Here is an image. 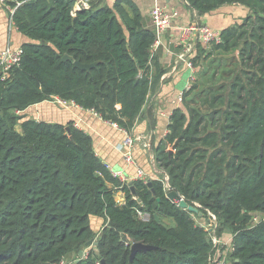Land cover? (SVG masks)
I'll use <instances>...</instances> for the list:
<instances>
[{
  "label": "trees",
  "instance_id": "trees-1",
  "mask_svg": "<svg viewBox=\"0 0 264 264\" xmlns=\"http://www.w3.org/2000/svg\"><path fill=\"white\" fill-rule=\"evenodd\" d=\"M184 1L201 16L226 5L250 14L222 31L221 43L197 45L195 80L155 149L156 164L169 191L199 205L200 219L216 221L218 239L232 235L229 264H264V0ZM6 6L27 42L19 64L0 73V264H63L93 238L97 245L73 264H213L209 231L167 197L164 180H137L133 194L91 136L23 115L61 101L132 136L165 73L135 1L81 10L75 0ZM92 217L105 222L99 235ZM136 243L153 249L132 257Z\"/></svg>",
  "mask_w": 264,
  "mask_h": 264
},
{
  "label": "crops",
  "instance_id": "crops-1",
  "mask_svg": "<svg viewBox=\"0 0 264 264\" xmlns=\"http://www.w3.org/2000/svg\"><path fill=\"white\" fill-rule=\"evenodd\" d=\"M134 1L142 12L144 28L154 32V24L150 15L153 7L152 0ZM103 3L111 4L114 3V0H103ZM160 5L175 14L171 29L162 36V46L155 53L156 59L165 73L161 77L157 89L149 97L132 136H128L114 125L104 122L93 112L71 104L62 106L59 101L44 102L27 110L46 112L57 109L53 106L58 105L62 111L55 115L54 121H42L62 125L72 123L75 128L91 136L96 154L112 173L122 174L124 179L120 180L128 184L138 180L140 169L144 171L148 181L163 173L157 167L155 149L166 137L171 115L176 109L182 107V104H178L177 100L183 96L187 86L190 85L192 76L188 60L186 62L182 59L183 49L179 44L181 29L187 24L199 23L222 32L236 24H241L250 14L249 10L241 5H226L203 16L191 9L184 0H160ZM12 15L9 8L0 2V52L9 46L22 47L27 42V39L14 27ZM196 48L195 51H197ZM127 138L133 141L129 150L134 164H128L125 160L128 149L124 146V142ZM116 200L120 204L125 202L123 192L116 193ZM91 223L94 233L99 235L103 229V227L100 229V224L104 226V220L92 217ZM232 239V235L228 233L224 234L221 239L216 237V243H218V245H214L216 257L222 252L219 246L231 248Z\"/></svg>",
  "mask_w": 264,
  "mask_h": 264
},
{
  "label": "built area",
  "instance_id": "built-area-1",
  "mask_svg": "<svg viewBox=\"0 0 264 264\" xmlns=\"http://www.w3.org/2000/svg\"><path fill=\"white\" fill-rule=\"evenodd\" d=\"M9 1L11 0H0V2L5 6H6V3ZM99 1L100 0H75V7H76V10L89 9L91 8L94 2L97 3ZM115 1L116 0H114V2ZM152 2H153V7H152L150 15H151V18L154 24V32H155V37H156L154 45L152 46V51L155 54L157 50L162 46V36L168 30L171 29L172 24H173V19L175 18V14L169 11L166 7L161 6L160 0H152ZM20 5L21 3H18V2L16 3V7H19ZM7 8H9L12 14L14 13V9H11L10 7H7ZM221 41H222V32L208 25H205V24L191 23V24H187L186 26L183 27V29H181L179 44L181 48L183 49L182 59L183 61H186V62L188 60V65L192 72L190 85L187 86L185 92L191 88L192 86L191 83L195 80L196 71H195V68L192 66V59L195 54L196 46L198 44H202L208 47L213 44H219L221 43ZM22 54H23L22 47L9 46L3 49L0 52V73L5 75L14 66L18 65L21 60ZM59 102L65 105H68V103H64L61 101ZM182 102H183V96L179 97L177 100L178 104H182ZM132 144H133V141L130 138H127L124 142V146L126 147V149H128L127 154H126V159H125L128 164H134L132 154L130 153V150H129L131 149ZM112 174L118 179H124L122 174L120 173H115V174L112 173ZM138 180H142L146 183L148 182V179L146 178L144 171L141 169L138 171ZM165 188L167 191L170 190L168 181L166 183ZM139 216L144 221L149 219V216L147 214L139 213ZM254 221H258V218H255ZM205 228L209 231L210 235L211 233L215 235L216 228H217L216 221L211 220L209 222V227H205ZM215 242H216V238H215ZM229 250L230 248L228 249V251L225 250L223 252H220L218 256L214 259L213 264H229V259L227 256Z\"/></svg>",
  "mask_w": 264,
  "mask_h": 264
},
{
  "label": "water",
  "instance_id": "water-1",
  "mask_svg": "<svg viewBox=\"0 0 264 264\" xmlns=\"http://www.w3.org/2000/svg\"><path fill=\"white\" fill-rule=\"evenodd\" d=\"M71 60L72 59L69 56H64L63 57V61H71ZM74 65H75V67H77L78 69L83 70V71H89V70H91L92 68L95 67V64H93V65H83L80 62H75ZM66 130H67L68 134L70 135L71 133H70L69 126L66 127ZM70 137L73 140V137L72 136H70ZM132 184H130L131 185V191L133 192V194H135L134 187H133ZM148 186L152 187V183L149 182ZM167 197L171 201L175 202L181 209L189 211L192 214H196V215H198L199 218H203L204 217V214L200 212V206L199 205H196V206L189 205L184 200V198L180 194H178L177 192L169 191ZM210 221L211 220H209V222ZM123 240L126 241V237H124ZM96 245H97V240L95 238H93L92 240L87 242V244L85 245V250L90 249V248H92V247H94ZM151 249H153V248L150 247V246H146V245L141 244V243H136V244H134L132 246V257H134L135 254L137 252H139V251H148V250H151ZM85 250H82V251L79 252V254H78L79 258H83L85 256V254H86ZM79 261L77 260V262H79ZM102 264H105V262L103 261Z\"/></svg>",
  "mask_w": 264,
  "mask_h": 264
},
{
  "label": "rangeland",
  "instance_id": "rangeland-1",
  "mask_svg": "<svg viewBox=\"0 0 264 264\" xmlns=\"http://www.w3.org/2000/svg\"><path fill=\"white\" fill-rule=\"evenodd\" d=\"M60 104L62 106H65V104H63V103H60ZM50 106H52V105H50ZM53 107L57 108V109H52V110L46 111V112H43L42 110H30V111H26L25 113H23V115H25L26 119H29V120H35V121H37V120H40V121L46 120L47 122L54 121L53 118L55 117V115L57 113H60L62 111V109L58 105H55ZM40 121H37V122H40ZM20 126H21V122H19V125H18V129L19 130H20ZM169 151H172V149L169 148ZM161 171L163 172V170H161ZM152 180H164L165 187H166L167 181L169 182L168 177L165 175L164 172L162 174L158 175L157 177H155V179H152ZM195 219L201 226L209 227V220H208L209 218L207 220H204V219H200V218L195 217ZM167 222H169V221H167ZM102 227H104V226L102 224H100V229H102ZM211 237H212V241H213L214 245H218V243L215 242V238L216 237H215V235L213 233H211ZM221 246H219V248H221L222 250H228L227 247H224V246L221 247ZM85 252L87 253L88 249ZM76 257L77 256H75V258H74V256L70 257L63 264H73V262L77 261V259H78V257L77 258Z\"/></svg>",
  "mask_w": 264,
  "mask_h": 264
}]
</instances>
